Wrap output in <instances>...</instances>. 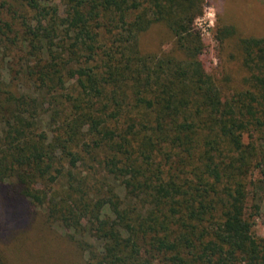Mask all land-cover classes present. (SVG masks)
<instances>
[{"label": "trees", "instance_id": "trees-1", "mask_svg": "<svg viewBox=\"0 0 264 264\" xmlns=\"http://www.w3.org/2000/svg\"><path fill=\"white\" fill-rule=\"evenodd\" d=\"M202 1L0 0L4 201L90 264H264V36L238 37L244 76L220 84ZM152 32L171 48L144 49Z\"/></svg>", "mask_w": 264, "mask_h": 264}, {"label": "rangeland", "instance_id": "rangeland-1", "mask_svg": "<svg viewBox=\"0 0 264 264\" xmlns=\"http://www.w3.org/2000/svg\"><path fill=\"white\" fill-rule=\"evenodd\" d=\"M220 26H232L235 30L228 46H221L217 39ZM194 27L206 44L201 54L206 71L220 84L227 75L232 78V84H238L244 71L231 54L236 50L238 37L264 36V0H203L202 14L194 20ZM142 43L147 50L160 45L163 50L171 48V39L165 32L147 33ZM259 177L258 170L251 172V180ZM4 188L0 185V257L5 264H90L88 253H79L75 243L66 237L67 230L43 222L42 210L27 200L19 204V197L11 193L6 204ZM253 201L249 198L247 212ZM14 204L21 205L25 212L18 214L19 208ZM254 231L264 236V212L255 217Z\"/></svg>", "mask_w": 264, "mask_h": 264}]
</instances>
